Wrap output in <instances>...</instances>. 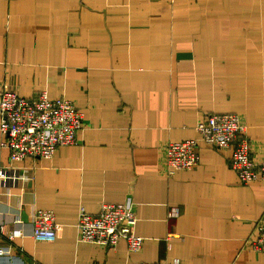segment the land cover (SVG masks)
Segmentation results:
<instances>
[{
  "label": "crops",
  "instance_id": "0c3cea01",
  "mask_svg": "<svg viewBox=\"0 0 264 264\" xmlns=\"http://www.w3.org/2000/svg\"><path fill=\"white\" fill-rule=\"evenodd\" d=\"M3 90L67 97L85 126L52 158L18 164L32 179L0 185V222L17 230L0 264H264L250 244L264 183L240 180L230 148L199 140L200 163L173 173L164 151L199 139L208 114L236 112L264 152V0H0ZM103 202L132 205L140 251L78 239L82 209ZM40 208L56 214L54 241L32 235Z\"/></svg>",
  "mask_w": 264,
  "mask_h": 264
},
{
  "label": "built area",
  "instance_id": "2783aa9c",
  "mask_svg": "<svg viewBox=\"0 0 264 264\" xmlns=\"http://www.w3.org/2000/svg\"><path fill=\"white\" fill-rule=\"evenodd\" d=\"M85 126V116L77 104L64 96L50 97L40 91L29 97L14 90L0 93V132L2 145L10 149V164L0 166V185L10 186L33 178L30 167L19 166L25 159L52 158L58 148L78 142ZM200 138L169 141L165 145V167L173 173L191 169L200 163L199 140L216 148H230L231 164L243 183H264V152L257 158L256 146L246 135L247 122L241 113H211L197 124ZM256 153V154H254ZM17 163V164H16ZM177 214L175 209L169 216ZM136 213L130 203L103 202L98 214L82 209L78 223L80 241L115 246L121 239L131 251H140L144 237L136 234ZM33 237L38 241H54L59 225L52 209H35L32 213ZM17 230L0 222V257L13 252ZM251 246L264 253V215L258 223V234ZM138 264H182L180 257L170 261Z\"/></svg>",
  "mask_w": 264,
  "mask_h": 264
}]
</instances>
